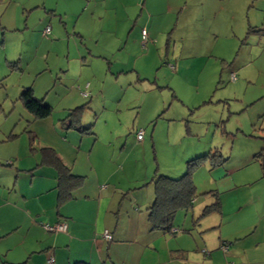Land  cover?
I'll return each mask as SVG.
<instances>
[{
  "label": "rangeland",
  "instance_id": "obj_1",
  "mask_svg": "<svg viewBox=\"0 0 264 264\" xmlns=\"http://www.w3.org/2000/svg\"><path fill=\"white\" fill-rule=\"evenodd\" d=\"M83 1L3 0L0 3V133L17 136L11 141L15 149H29V133L37 137L39 144L30 145L37 150L49 134L55 138L57 134L64 137L68 133L73 142L79 137L83 141L88 139L85 148H91L97 140L93 150L109 147L111 142V149L118 153L114 160H123L125 164V172L115 175L114 180L124 183L142 176L145 164L158 169L157 175L169 174L176 158L166 151L168 133L176 140L177 151L201 154L218 150L223 158H228L226 166L228 161L234 165L235 160L256 147L253 145L259 138L251 137L258 132H252L251 124L264 123V34H248L238 60H234L233 51L227 56L228 65L222 66L223 59L181 51L180 40L175 42L180 28L175 25L182 19L179 21L174 13L169 15L166 8L149 11L153 20L143 47L141 38L138 40L129 28L124 31L120 28L118 33L122 34L115 39L108 35L105 21L108 12L104 10L94 20L84 19L83 22L87 20L90 24L81 27ZM112 1L129 6L132 3V0ZM41 2H45L44 8L53 11V15L45 12L43 6L28 11ZM78 18H81L79 22ZM46 28L50 32L44 36L42 32ZM78 29L82 30V37L76 35ZM232 41L236 44L229 45L230 52L239 45V40ZM240 65H244L242 78L237 76L231 81L230 75ZM86 83L89 96L83 97ZM28 86L33 87L37 99H43L53 108L48 120L35 121L17 101L20 89ZM204 102L209 104L197 109ZM85 104L80 126L91 127L96 138L80 134L76 129H62L58 123L67 110ZM51 118L55 128L51 127ZM186 126L197 130L196 137L185 134ZM138 130L145 133L147 146L141 147L135 141ZM25 151H20L22 158ZM182 156L187 160L186 154ZM10 161L13 160L1 161V174L16 168L15 164L14 168L6 166ZM198 167L194 180L200 194L209 190L206 187L211 183L209 172H214L213 175L217 170L225 172L223 166L209 171L207 163ZM207 197L211 202L208 194L199 199ZM133 249L130 245V250ZM126 251L120 249L117 254L111 251L114 258L111 260L124 264ZM132 261L127 259L125 264Z\"/></svg>",
  "mask_w": 264,
  "mask_h": 264
},
{
  "label": "crops",
  "instance_id": "obj_2",
  "mask_svg": "<svg viewBox=\"0 0 264 264\" xmlns=\"http://www.w3.org/2000/svg\"><path fill=\"white\" fill-rule=\"evenodd\" d=\"M106 2L109 4L105 5ZM83 3L81 27L90 24L87 20L83 22L84 19L94 20V16L104 10L108 12L105 20L108 35L115 39L122 34L118 33L120 28L122 31L129 28L138 40L141 38V43L142 31L148 37L153 20L149 11L157 7L166 8L169 15L174 13L179 21L183 20L175 25L180 28L177 34L179 38L176 36L175 42L180 40L181 51L223 59L220 60L222 66L228 65L227 56L233 51L234 60H238L239 51L246 45L244 39L249 27L259 28L264 34V0H132L131 6L121 1L115 4L112 0H84ZM44 5L45 2L36 3L28 11L41 6L44 8ZM44 11L53 15V11L45 8ZM70 17L73 19L72 15ZM81 31L78 29L76 35L82 37ZM232 40H239V45L230 52L229 45L236 44ZM142 45L144 47L145 43ZM243 67L240 65L234 69L236 74L230 75L231 81L236 80L237 76L242 78ZM24 88L27 87L20 89L17 101ZM28 88L33 93V87ZM83 88L82 94L89 96V84L86 83ZM208 104L204 102L197 109ZM85 109L86 106L82 114ZM70 110L58 120L62 129L68 128V122L64 120ZM80 121L76 128H82ZM50 123L55 128L52 118ZM251 125L252 132H258L257 136H250L255 140L259 138L258 142H254L253 146L256 147L235 160L232 166L229 165L230 161L228 166L224 165L228 158L222 157L224 162L221 166L225 172L217 170L216 175L209 172L211 183L206 186L209 190L201 192L208 194L211 202L208 197H198L190 209L176 212L171 230L165 232L151 229L147 219L154 198L152 179L158 169H150L145 164L142 176L118 183L114 177L125 172V164L123 160H114L118 153L111 149V142L109 147H96L93 150L97 140L91 148H85L88 139L83 141L79 137V142H73L68 133L64 137L57 134L55 138L49 134L43 139V146L37 150L30 146L37 143V137L29 133V149L25 151L22 147H13L11 141L16 135L0 133V163L9 159L13 161L6 166L14 168L16 165L14 170L0 173V264H48L50 259H53V264H117L111 260L114 258L110 253L113 251L117 254L120 249L127 250L123 256L124 264L127 259L133 260L130 264H264V157L258 156L264 148V123L256 126L258 124L254 122ZM184 130L188 136L197 135V130L192 131L187 126ZM221 130V133L225 132L223 127ZM90 135L96 138L95 133L91 132ZM150 139L154 149L153 134ZM166 139L167 153L176 158L170 165L169 174L162 173L170 178L182 176L187 161L211 152L189 154L184 149L177 151V147H174L176 140L170 133ZM135 141L141 147L148 145L145 133L141 141L136 138ZM43 148L52 149L74 175L84 177L81 186L73 192V199L60 205L56 171L42 164ZM20 151L26 152L23 158ZM185 154L187 160L183 159L182 155ZM232 156L230 154L229 159ZM198 169L192 172L197 191L194 175ZM140 192L145 194L139 196ZM211 192L219 198L220 211L201 217L202 210L215 200ZM122 219L125 220L124 225H120ZM56 224H63L65 230L51 233L44 229V225ZM105 231L112 237L110 242L102 237ZM225 242L228 249H220L221 243ZM130 245L139 249L130 250ZM134 252L136 256H133Z\"/></svg>",
  "mask_w": 264,
  "mask_h": 264
},
{
  "label": "trees",
  "instance_id": "obj_3",
  "mask_svg": "<svg viewBox=\"0 0 264 264\" xmlns=\"http://www.w3.org/2000/svg\"><path fill=\"white\" fill-rule=\"evenodd\" d=\"M262 31L256 27H249L247 34H258ZM49 34V33H48ZM47 34V35H48ZM44 35V36H47ZM234 78V76L232 75ZM18 100L22 103L24 109L31 114L34 119L42 120L49 117L52 113V108L50 105L46 104L43 99H37L31 88H24ZM85 105L76 107L69 111L66 119L68 122V129H76L81 134H90V128H76L79 120L81 119L82 110ZM140 131V130H138ZM137 131V132H138ZM142 131V130H141ZM136 132V134H137ZM42 164L52 167L56 171L57 180V199L58 205L64 203L69 199H73V192L78 189L84 177L74 175L69 168H67L57 154L49 148H43L41 151ZM260 158L264 157V148L258 155ZM224 162L219 151L214 150V152H208L203 155H199L186 163V171L179 178H170L162 174H155L152 179V185L154 190L153 202L148 209L147 219L150 224L151 229L157 231H170L172 228V221L177 211L188 210L193 206V202L200 196V194L195 187L192 180V172L199 165L207 163L210 169H215L220 167ZM206 194V193H205ZM210 194H213L212 192ZM215 200L212 204L206 206L202 212L201 217H205L211 213L220 211L219 198L214 193ZM63 225V224H60ZM48 226H59L48 225ZM47 231V230H46ZM51 233L62 232V231H47ZM111 236V235H110ZM112 240V237H111ZM110 240V241H111ZM107 241V242H110ZM228 249V243H221L220 249L222 247ZM226 249V250H227ZM73 264H88L85 262H76Z\"/></svg>",
  "mask_w": 264,
  "mask_h": 264
},
{
  "label": "built area",
  "instance_id": "obj_4",
  "mask_svg": "<svg viewBox=\"0 0 264 264\" xmlns=\"http://www.w3.org/2000/svg\"><path fill=\"white\" fill-rule=\"evenodd\" d=\"M48 33H49V28H46L44 30L43 34L44 35H47ZM141 35H142V40H143V44H144L145 43V40H146V33L144 31H142ZM82 95L84 97L87 96L86 93H83ZM142 139H143V131L140 130L136 134V140L137 141H141ZM44 229L47 230V231H62L63 232L65 230V226L64 225H59V226H53V227H51V226H48V225H44ZM102 237L106 241H110L111 240V236H110V234L107 231H105L102 234ZM222 249L226 250L227 248L223 246ZM48 264H53V259H50L48 261Z\"/></svg>",
  "mask_w": 264,
  "mask_h": 264
}]
</instances>
